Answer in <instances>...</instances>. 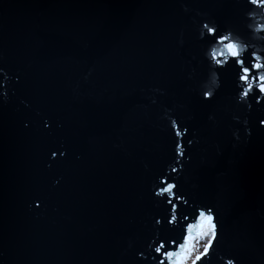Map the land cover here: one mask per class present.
Listing matches in <instances>:
<instances>
[{"label": "water", "instance_id": "95a60500", "mask_svg": "<svg viewBox=\"0 0 264 264\" xmlns=\"http://www.w3.org/2000/svg\"><path fill=\"white\" fill-rule=\"evenodd\" d=\"M256 63L264 0H0V264H178L201 213L264 264Z\"/></svg>", "mask_w": 264, "mask_h": 264}, {"label": "snow or ice", "instance_id": "6c2138e0", "mask_svg": "<svg viewBox=\"0 0 264 264\" xmlns=\"http://www.w3.org/2000/svg\"><path fill=\"white\" fill-rule=\"evenodd\" d=\"M253 2H257V0H253ZM205 27H207V26H205ZM210 30H211V31H214V29H210ZM224 39H228V37H225ZM224 48L227 49L228 53H229L231 56H233V57H239V56L241 55V51H242V49H240V48L238 47V45L235 44V43H228V44H225V45H224ZM224 54H225V53H224L223 51L220 52V55H224ZM215 55H216V53L213 52V56H215ZM217 63H221V61H217ZM238 63H240L241 65H243V64H244V61H243V60H239ZM253 67L256 68V69H261V68H264V64L256 63V64L253 65ZM242 71H243V75L241 76V79H242L243 81H245V83H246V88H245V90L242 92V98H243V97H246V96L249 95V92L252 90L253 85H252V83H249V82H248V81H249V73H250V69L247 68V67H244V68L242 69ZM253 79L255 80V79H257V77H253ZM258 79H259V81H261V83L258 84L259 90H260V92L264 93V74H260L259 77H258ZM173 188H174V185L169 184V185H167V187L164 188L162 191H163V192H169V193H171L172 190H173ZM200 215H201V219H202V220H204V219L207 220V222H208V227H209V231L211 232V234H212V236H213V238H214V237H215V231H214V229H215V225H214V223L212 222V221H213V217H212L210 214H205V213H201ZM174 219H175V217L173 216V220H174ZM201 235H202V236H203V235H207V233H201ZM211 243H212V241H209V242H208V244L205 246L204 253H202L201 256H197V257H196V260H200L201 257H202L203 255H206V254H207L209 248L211 247ZM187 247H188V243H187V241H186L185 243H183V244L180 245V248H181V249H185V248H187ZM163 248H164V245L161 244L160 247H158V248L156 249V251H157V252H161V251L163 250ZM164 255H165L168 259L171 260V259L174 258V257H178V256H180V253H178V252H167V253H164ZM194 264H195V262H194Z\"/></svg>", "mask_w": 264, "mask_h": 264}, {"label": "rangeland", "instance_id": "374dc122", "mask_svg": "<svg viewBox=\"0 0 264 264\" xmlns=\"http://www.w3.org/2000/svg\"><path fill=\"white\" fill-rule=\"evenodd\" d=\"M201 233H207V235L202 236ZM212 237L209 228L206 227L196 237L191 238L187 251L184 253V258H182V264H193L196 261V257L204 253L205 246L212 240Z\"/></svg>", "mask_w": 264, "mask_h": 264}, {"label": "bare ground", "instance_id": "6f19581e", "mask_svg": "<svg viewBox=\"0 0 264 264\" xmlns=\"http://www.w3.org/2000/svg\"><path fill=\"white\" fill-rule=\"evenodd\" d=\"M206 227H208V222H205V223L202 225L201 230H202L203 228L205 229ZM208 228H209V227H208ZM190 240H191V239H189V241H190ZM182 258H184V255H182L181 260L179 261L180 264L183 263Z\"/></svg>", "mask_w": 264, "mask_h": 264}]
</instances>
